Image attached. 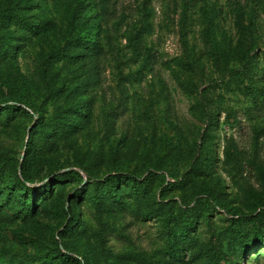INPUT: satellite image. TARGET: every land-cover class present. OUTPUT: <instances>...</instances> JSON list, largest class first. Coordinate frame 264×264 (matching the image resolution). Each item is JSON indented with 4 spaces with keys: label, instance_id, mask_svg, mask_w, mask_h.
<instances>
[{
    "label": "rangeland",
    "instance_id": "obj_1",
    "mask_svg": "<svg viewBox=\"0 0 264 264\" xmlns=\"http://www.w3.org/2000/svg\"><path fill=\"white\" fill-rule=\"evenodd\" d=\"M11 2L8 17L9 0H0V47L13 53L41 110L32 117V107L10 101L22 109L8 118L0 104V156L10 167L1 181L0 252L13 264H213L210 246L226 257L240 252L264 206V0ZM84 21L93 22V50L72 58L83 49L76 40ZM4 76L0 98L14 94ZM41 113L43 126L63 130L37 153L27 185L66 170L83 182L53 183L33 213L16 217L21 193L7 184ZM112 174L129 180L108 191ZM88 180L90 189L76 194ZM95 190L108 200L102 213ZM208 194L219 202L210 205ZM222 204L250 216L239 220ZM73 213L78 221L65 232ZM186 214L197 219L193 248L177 262ZM55 240L67 243L70 258L50 259ZM243 263L264 264V247L246 251Z\"/></svg>",
    "mask_w": 264,
    "mask_h": 264
},
{
    "label": "trees",
    "instance_id": "obj_2",
    "mask_svg": "<svg viewBox=\"0 0 264 264\" xmlns=\"http://www.w3.org/2000/svg\"><path fill=\"white\" fill-rule=\"evenodd\" d=\"M12 2L9 0L8 7L5 8L3 11V14L8 17H13V9H12ZM16 17H20V21L26 25L30 30L34 29V25L31 23V21L28 20L26 17H22L20 14L15 15ZM91 21H84L80 24V28L82 30H85L84 36H81L79 39L76 40V43L79 47L83 48L81 52H77L76 54L72 55V58H77L78 53L85 54L90 53L93 48L91 45H89L90 41V32L92 28ZM17 40V39H16ZM13 45L12 47L14 48ZM14 55L11 52V50H2L0 47V66L3 67V69L7 72V74L4 76L3 72H0V77L4 76V84L8 86V90L13 92L14 94L8 98H0V104L4 103L2 106V109L5 113V115L10 118L15 114L16 111L21 110L22 108L18 106L15 103H10V101H16L17 103L24 104L26 106H30L33 109L32 117H34V114L41 110V107L39 105H36L34 101L30 100L28 94H29V83L24 74L21 72L19 66L14 62ZM84 106H82V110L84 109ZM45 120L44 113L40 114V117L36 120L37 127H41L39 131L32 130V132L29 134L26 145H25V152L24 155L19 163V166L17 168L19 175L17 176L16 180L9 181L7 186L10 189H18V193H21L20 195H15L14 197L17 199L18 203H15L12 205L13 209V215L18 217L21 214H28L29 212L33 213L36 208V203L38 202V197L41 196L43 193H48L51 191V186L53 183H64L68 181H81L83 182L82 176L78 171L74 170H66L62 172H56L53 174L49 181L39 187L34 186H28V183H32L34 177L37 175L36 172L38 171V160L36 159V155L38 152L42 151L43 149L50 147L54 141V136L52 135V132H57L58 130H63V128L58 129H49L43 126ZM16 168V166H14ZM10 171V167L8 165L7 159L0 156V193H1V181L5 178V175ZM129 178L128 176L124 174H112L108 175L104 179V186L108 191H111L112 188L117 187L119 183H122L123 181L128 182ZM92 180H88L86 183L83 184L81 188H78L75 190L76 194H83L85 191L90 189ZM133 182L142 183L141 181L137 182L136 179H133ZM98 189V188H96ZM99 191V190H98ZM95 192V204L97 205V209L100 213L105 211L106 206L108 205L107 199L104 195H102L100 192ZM13 197V193L9 192V194L6 196V201H10ZM207 201L210 202V205H215L219 202L217 197H213L212 195H207ZM112 204V201L109 203ZM223 208H226L228 212H230L232 215H237L239 220H245L248 219L250 215L245 213L244 210H242L239 207H230L228 205L222 204ZM55 207L60 212H65L67 208L63 207L61 204H56ZM261 224L252 222L251 224V233L248 235L243 242V246L240 252H238L236 255L232 257H226L225 255L218 252L213 246L208 247L207 255H206V261H211L213 264H244L243 263V255L246 251L250 250H256L259 247H264V206L261 210ZM174 213L172 212L169 216H167L164 219V225L166 229H168V234L173 235V232L171 229H169V223L171 222V219L174 217ZM78 221V215H75V213L72 214V216L69 218L66 226H65V232L72 230V228L75 227L76 223ZM197 219H194L190 216V214H186L185 218L182 220L180 227H179V240H178V248L177 250L172 251V257L177 262H181L184 258V252L188 248L192 247L193 237L191 234V230L195 227ZM68 245L65 242L57 241L55 240L54 246L50 249L51 257L50 259H56L59 257L61 260H66L70 258V255L68 253ZM197 256V255H196ZM49 259V263H50ZM84 261L87 262L85 259ZM14 261L12 258L9 257L7 253L0 252V264H13ZM52 263V262H51Z\"/></svg>",
    "mask_w": 264,
    "mask_h": 264
}]
</instances>
